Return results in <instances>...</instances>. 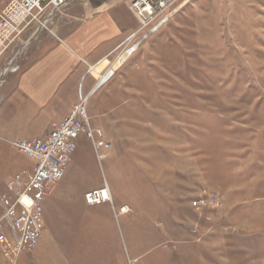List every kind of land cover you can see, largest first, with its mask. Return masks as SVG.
<instances>
[{"label":"rangeland","instance_id":"rangeland-1","mask_svg":"<svg viewBox=\"0 0 264 264\" xmlns=\"http://www.w3.org/2000/svg\"><path fill=\"white\" fill-rule=\"evenodd\" d=\"M155 24L123 89L142 93H122V108L97 125L87 113L109 147L75 140L94 156L85 181L107 185L110 200L78 201L83 179L68 196L60 179L47 184L40 234L22 253L0 208V264H264V0H174ZM17 38L0 68L17 64ZM161 150H174L173 167ZM34 163L0 143V192L14 222ZM171 172L174 182H165ZM18 174L24 183L10 190ZM246 177L252 200L236 206L228 187ZM204 189L218 206H197Z\"/></svg>","mask_w":264,"mask_h":264},{"label":"crops","instance_id":"crops-1","mask_svg":"<svg viewBox=\"0 0 264 264\" xmlns=\"http://www.w3.org/2000/svg\"><path fill=\"white\" fill-rule=\"evenodd\" d=\"M130 1L106 0L96 6V1L67 0L46 15L43 26L33 23L24 29L17 38V64L8 60L0 68V143L16 148V141L44 137L80 97H87V113L97 125L99 118L122 108V93H142L138 86H129L127 92L123 89L137 72L141 47L157 30L143 38ZM160 157L170 159V167L175 165L174 150H161ZM91 164L94 156L76 148L63 177L55 183H61V195L75 192L81 179L88 177ZM90 179L74 194L81 203L86 192L101 185ZM174 179L171 172L164 181L173 183ZM246 179L228 187L229 199L236 206L252 200L249 192L254 185ZM217 186L227 188L221 183Z\"/></svg>","mask_w":264,"mask_h":264},{"label":"built area","instance_id":"built-area-1","mask_svg":"<svg viewBox=\"0 0 264 264\" xmlns=\"http://www.w3.org/2000/svg\"><path fill=\"white\" fill-rule=\"evenodd\" d=\"M66 1L8 0L0 8V54L31 24L37 23L43 26L46 15L63 6ZM173 1H130L129 7L140 22V29L144 30L143 38L156 31L155 21ZM86 104L87 97H80L63 120L51 124L49 132L44 137L23 139L13 143L22 154L35 162L27 182L18 193L16 202L21 207V215L15 222L13 205L6 197L4 203L0 198L2 218L6 221L9 232L14 236L16 249L21 253L25 251L27 244L31 241L35 242L40 234V201L45 195V187L47 184L55 183L64 175L76 149V138L83 134L92 141L96 149L109 147L102 132L99 129H92L89 125ZM96 135L97 139H95ZM20 179V174L15 175L13 180L7 184L8 188L14 189L21 183ZM110 197L107 185L84 194L85 202L91 206L107 202ZM219 204L218 195L205 189L197 200V206L213 207ZM0 240H3V235H0Z\"/></svg>","mask_w":264,"mask_h":264},{"label":"water","instance_id":"water-1","mask_svg":"<svg viewBox=\"0 0 264 264\" xmlns=\"http://www.w3.org/2000/svg\"><path fill=\"white\" fill-rule=\"evenodd\" d=\"M92 3H94L95 1L97 2H95V5L96 6H98V5H100L101 3H103L104 1H106V0H90ZM5 72V71H4Z\"/></svg>","mask_w":264,"mask_h":264},{"label":"bare ground","instance_id":"bare-ground-1","mask_svg":"<svg viewBox=\"0 0 264 264\" xmlns=\"http://www.w3.org/2000/svg\"><path fill=\"white\" fill-rule=\"evenodd\" d=\"M5 197L4 194L2 192H0V198L2 199L3 203H4V200H5ZM6 208V207H5ZM42 210V208H41ZM11 220V219H10ZM26 252V251H25Z\"/></svg>","mask_w":264,"mask_h":264}]
</instances>
